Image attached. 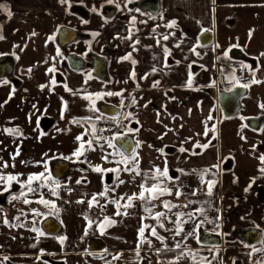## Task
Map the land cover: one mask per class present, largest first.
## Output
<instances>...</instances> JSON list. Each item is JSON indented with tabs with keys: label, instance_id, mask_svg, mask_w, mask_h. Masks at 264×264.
Instances as JSON below:
<instances>
[{
	"label": "crops",
	"instance_id": "0c3cea01",
	"mask_svg": "<svg viewBox=\"0 0 264 264\" xmlns=\"http://www.w3.org/2000/svg\"><path fill=\"white\" fill-rule=\"evenodd\" d=\"M70 1L85 7L92 13V21L85 29L98 33L97 41L93 47L94 52L107 61L109 60L113 67L124 76L134 71V68L127 63H117L116 56L109 53L112 44H116V39L111 36L118 34L125 38L129 36V33L126 23H120L117 25V29L111 30L109 23L97 16L100 7L107 4L106 0ZM159 1L160 15L155 20V23L160 27L159 37L153 38V24L148 18H144L146 24L139 29V34L136 37L140 45L137 58L138 68L141 70V74L147 75V79L143 81V90L139 92L146 96L142 101L137 98L135 105L137 109L135 116L141 118L143 124L135 140V142H141V146L137 149L139 153L138 166L142 172H147L154 166L163 168L167 162L170 176L179 177L176 183L183 186L185 193H190L193 189L204 188L199 175L194 174L193 170L199 173L204 169H210V173L204 179L219 180V172L212 166L217 165L222 158L227 160V163L229 160V166L222 167L220 184L218 187H213L211 196L206 195L205 191H198L196 196H181L179 199L170 196L169 200L176 205L187 204L189 199L198 203L192 204L188 208L173 209L172 212H168L162 207H157L155 211L168 212V216L174 220V212L187 213L202 206L208 220L214 221L213 223L205 222L201 226L206 233L224 237L234 228L255 226L263 231L262 242L264 241V174L259 169L264 165L260 164L257 157L264 155V108L260 107V105H264V83L250 84L253 75L249 71L241 75L240 73L236 75L234 72L235 78L233 75L226 77L232 83L245 81L244 84H250V87L247 88V95L241 100L240 112L232 120L222 119L217 105L200 90L211 85L220 87L218 75L215 72V62L230 47L237 48L246 56L254 59L260 57V53L264 52V0H215L214 3L213 0ZM116 3L122 7L128 3V0H116ZM116 3L113 4L116 5ZM93 8L96 11H93ZM128 15L134 16L133 14ZM66 19L77 24V20L74 18L66 17ZM172 21H175L178 29L165 26ZM204 29H208V32L213 35V42L208 47H201L198 42V36ZM250 31L251 38H249ZM164 34L169 35L167 41L162 39ZM160 45L161 48H159ZM177 45L179 46L177 47ZM235 45H239V47H235ZM162 46L172 47V55L175 60L179 61V65L164 66ZM173 47H176L177 50H174ZM193 48L195 51H192ZM196 53H199V57ZM255 60L258 66L255 79L264 82V57ZM192 65L201 66L203 71L194 75L190 71ZM153 67L157 69L155 73L152 72ZM33 69L37 75L42 74L39 66H33ZM65 74L68 78V88L73 92L96 91L107 87L95 80L86 79L83 74H73L68 70L65 71ZM190 77L191 87L188 86ZM153 79H159L162 88L171 89L179 101L161 100V106H158L157 109L149 108V100L154 97V94H163L160 90H150L149 87ZM85 81L87 82L85 83ZM165 104L167 105L166 110L163 108ZM209 115L213 117L212 120L207 119ZM247 118H262L261 129L257 132L248 129L244 124V120ZM206 127L209 130L207 136L203 135ZM213 127L215 131L217 129L215 133L217 146L201 155L188 153L197 142L203 145L213 136ZM72 129H76V127ZM68 132L69 129L61 127L58 129V137ZM161 136L163 139L158 138ZM58 139L61 143L59 146L63 145V150H66L71 144L65 134ZM150 145L151 147H149ZM164 146L183 147L186 152L165 156L157 151V149H163ZM70 152L64 153L65 157H71V159L64 158L70 164L92 167L97 162V158L93 157L91 151L85 153L79 160ZM110 163L112 167L116 166L113 160ZM47 168L49 171V165ZM16 169L17 166L11 168L14 172H17ZM178 169H183L184 173L177 171ZM116 178V173L101 174L72 169L68 176L60 180L56 179L61 185L58 188L57 201L60 213L57 220L63 226L62 234L66 238V251L77 250L85 238L96 236V222L98 223L104 216H108L112 217L115 222L109 225L104 238L107 252L111 256L120 252L119 259H115L112 264H169V261L157 259L153 255V251L156 249L164 248V244L154 237H149L152 240V245H141L140 256H136L137 229L141 226L140 218L148 216L143 211L141 203L137 201L135 207L127 209L129 213L127 216H116V207L108 203L109 199H116L124 194L138 193L139 185L142 182L141 176L121 171L119 179L124 183L120 184L114 192L110 191L107 199L99 198L100 204L106 205L104 210L101 211L98 207L88 208L87 201L91 199L92 194L103 191L105 186L113 188L117 183ZM253 178H255L254 183ZM78 179H81L82 183L77 184L76 180ZM45 196L49 199L48 191L45 192ZM79 200H84L85 203H77ZM205 201L208 203H204ZM155 203L159 206L161 201H155ZM194 214L196 215L195 220L183 224L185 232L192 231L193 225L204 219L199 213ZM85 216L93 221L91 228L88 227V220L85 219ZM143 223L155 224V221L148 218ZM165 226L166 228L175 227L174 224L168 222H165ZM86 231L87 235H85ZM157 231L160 235L167 237L165 244L168 248L196 254L195 261L191 255L179 256L178 260L176 258L173 261L174 264H198L201 261L203 264H209V262L210 264H231L235 258H239L242 264H257L258 261L264 259V252H253L252 248H246L238 242L226 244L224 242L219 247H209L198 243L196 233L186 239L182 238L183 234L173 239L172 232L160 228ZM145 235H148L147 231ZM177 241L181 243L180 248H175ZM49 243L51 249H58L53 239H49ZM261 244L255 248H264V243ZM67 257L68 264H78V262L80 264H109L108 261L111 259V257L98 260L82 258L79 261L75 255Z\"/></svg>",
	"mask_w": 264,
	"mask_h": 264
},
{
	"label": "flooded vegetation",
	"instance_id": "af4514ba",
	"mask_svg": "<svg viewBox=\"0 0 264 264\" xmlns=\"http://www.w3.org/2000/svg\"><path fill=\"white\" fill-rule=\"evenodd\" d=\"M0 3L7 5V7L13 13L11 18H8L4 13H0V35H3L4 37V39L0 40V158L4 139H9L11 141V145L13 144V148L20 139L21 142L23 140L29 141L28 134L23 133L24 129L28 130V126L36 127V138L44 141L48 140L50 130L57 125H60L59 127H62V129L64 128L66 130L69 128H77L80 125V128H86V132L88 131L89 135L90 131L88 129V124H95L97 130L100 126L107 125L111 130L110 135H112L113 132H117L121 135L127 133V130L122 133L119 132L121 127L120 123H126L127 129L138 128L139 131L142 129L143 124L141 123V118L135 116L137 111L135 106L136 104L129 106L132 97H135L136 100L138 98L142 101L146 96L145 94H139V92L143 90L144 81V79H141V77L144 75L140 73L141 70L138 68L139 62L137 58L140 45L139 43L135 44V51L133 50L132 45L133 41L136 40V37L139 34V29L146 24L144 18H148L153 24L152 30L155 29V31H153V38L159 37L158 32L160 31V27L159 24L155 23V20L159 17L160 13L157 16H150L147 13L142 14L137 10L130 11L127 7L133 3V1L131 3H126V6L124 5L119 9L114 4H105L97 11V16L101 20L108 22L109 26L112 28L111 30L117 29V25L120 23L127 24V31L129 35L132 36V40L127 39V36L122 38L118 34L112 35L111 37L116 39V44H112L109 53L113 56H116L117 63H127L134 68L136 77L135 79H131L130 73L132 71L127 76H124L121 72H119V70L113 67L109 60L107 61L104 57L94 52L93 47L98 36L94 35L95 32L85 29L92 21V13L85 7L71 1V7H69L67 4L62 5L59 0H0ZM107 5H111L116 8V12L112 15V17L104 16L106 14L112 13L109 9L104 10V15L101 13L102 8ZM128 14H133L134 16H129ZM66 17L76 19L77 24L72 22V20H67ZM132 17L136 18L134 24L132 22ZM84 21H87V23ZM174 28L178 29L176 25ZM33 32L36 33V35H32ZM49 37H54V39L50 40L48 39ZM173 46H175V44H173ZM164 47L167 46H162V49ZM159 48H161V45ZM167 48L169 49L170 54L165 55L164 53V66L174 67L179 65V61L175 60L172 55V47ZM57 49H59L61 53L60 56H57L56 54ZM173 49L177 50L176 47H173ZM128 53L132 54V59L136 61L135 65H133L131 61L123 59V57ZM67 55H75L76 57L82 59V66L78 71H74L69 68L66 61ZM238 56L249 58L252 61L251 66L256 68L258 67L254 58L246 56L241 50L237 48H231L229 57L235 58ZM92 57H94L96 60H91L93 59ZM197 57L199 56L197 55ZM242 64V62L219 56V59L217 58L215 62V72L218 75L220 87L217 88V86L211 85L200 90L217 105L220 117L222 119L232 120L235 118L240 112L241 101L238 113L233 118L227 119L223 116L217 101L213 100L210 95L203 91V89L215 88L216 92H229L234 85L244 84L245 81L240 83H232L226 78L229 75H233V70L236 73L241 71ZM225 65L230 67L237 65V69H226L224 68ZM33 66H39L41 68L42 74L37 75L33 69ZM29 68L32 69L31 72L28 71ZM49 68H55V71L49 72ZM198 68L199 71L194 74L197 75L203 71L201 66L192 65L190 71L192 72V69L197 70ZM66 70L73 74H83L86 79L95 80L107 86L104 89L96 91L90 90L85 92H75L76 97H85L87 94L106 93L108 91L114 93L122 92L123 95H113L110 97L104 95L102 99L96 100L95 108L98 109L97 114H103L102 119L86 121L73 117L68 118L67 114L64 113L62 109V111L58 112V115H56L59 119V122L57 123L56 121H53L54 118L53 120L51 119V116L48 113L49 97L54 96L59 103V99H70L72 96H74L73 91L70 92L66 90L65 87L66 85L68 88V78L65 74ZM246 71L249 70L246 69ZM89 74L91 78H89ZM52 80H55L56 83L53 84ZM5 81L8 83H4ZM125 81H127V83H125ZM155 81H159V84L156 87H153L152 85ZM41 85H44L45 87L41 88ZM162 87L163 86L161 85V81L159 79L152 80L149 87L150 90H160L163 93L154 94V97L149 100L148 107L152 110H155L158 106H161V100L166 102L179 101L176 94H173L171 89ZM13 89H15L14 92ZM10 96L11 98H9ZM2 97H4L3 100L1 99ZM122 101L123 103H121ZM89 107H91V101H89ZM3 108L5 110L9 109V112H13L14 117L10 120L5 118V121L3 122L1 115ZM163 108L166 110L167 105L165 104ZM20 110L31 112V116H25V122H22L21 119H19L18 113ZM116 112L118 115L113 116L116 114ZM129 112L133 113V117L126 120L124 118L125 114ZM62 113L63 118H61ZM113 117H115V119H113ZM120 118L121 120L118 121ZM248 119L250 118L245 120ZM73 120H79L80 123H72ZM136 120H139V123H136ZM246 127L248 128L247 125ZM6 128H18L22 135H9L3 131ZM138 132L127 133L125 137H130L133 140V144L135 145L136 135ZM90 138H92V136ZM103 141L104 139L100 140V144H104ZM209 141H211V143L206 149L194 147L188 153L192 154L193 152H196L200 153L198 155H201L205 151L210 150L212 147H216V134H214L206 143ZM179 149L180 148H175L173 146H164L163 155L169 156L179 153ZM53 161L66 162L64 157L53 158L52 160L50 158V163L48 164L50 174V164ZM226 161L227 160L222 158L217 163V165H219L217 168V171L219 172V179L221 178L223 170L222 167L226 168L229 166V160L228 163ZM85 167L86 166L83 165L80 166L76 164H70V169L68 172L72 169L86 170ZM11 172H13L12 174H15L14 171ZM53 179L55 178L53 177ZM215 181H218V179ZM2 189L3 184L0 183V264H68V255H75L79 261L80 259L82 260V258L98 260L100 258L111 257L108 263L112 264L115 260L114 257L119 255L120 252L114 253V256L108 254L106 248L107 245L104 241V238L108 231L109 225L106 226L105 232L102 235L100 229L97 227V222L96 236L85 238V240L82 242V245L78 246L77 250L67 252L65 241L66 238L64 239L63 244L60 242V238L65 237L62 234L63 226L56 218L49 215H42L38 221H34L32 218L33 215H28V211L33 213L32 203L24 204L22 199L14 201L11 200L12 194L18 195L21 191L20 185L13 182L12 188L9 192H4ZM45 192L43 193V197L47 199ZM38 195V193H28L27 198L33 201V199ZM169 197L170 196L165 195L158 201H170ZM112 205L115 207L114 204ZM16 217H19V219H16ZM5 218L9 221L8 224L3 222ZM50 220H53L58 227V232L55 235H50L47 233L48 223ZM32 229H39L43 235H39ZM232 232L224 237L217 235L221 238V244L224 242H238L237 240L233 242L226 241V238L228 239L231 237ZM205 234L209 233L203 231L201 227L197 229L196 239L199 244L200 242H209L210 238ZM240 235H243V233H240ZM49 239H53V242L58 249H51ZM160 253L170 254V256H172L173 253H176V255L174 257H169L171 259L166 260L159 257V253H157V251H153V255L157 259L165 261H174L178 256H181V251L177 250L161 251ZM236 259L239 258H235L233 261ZM78 264H80V262H78Z\"/></svg>",
	"mask_w": 264,
	"mask_h": 264
},
{
	"label": "snow or ice",
	"instance_id": "6c2138e0",
	"mask_svg": "<svg viewBox=\"0 0 264 264\" xmlns=\"http://www.w3.org/2000/svg\"><path fill=\"white\" fill-rule=\"evenodd\" d=\"M59 2L64 5L67 4L69 7H71V3L70 0H59ZM129 3L132 2V0H128ZM215 2V0H213V3ZM107 4H113L116 3V0H106ZM126 6V5H125ZM116 7L119 9L120 5L119 3H116ZM93 11H96L95 8H93ZM137 11H139L137 9ZM0 13H4L6 14V16L8 18H11L13 13L12 11L7 7V5L0 3ZM150 18H154V17H150ZM136 18L132 17V22L133 24L135 23ZM85 23H87V21H84ZM143 23V21H142ZM168 28H172L175 26V21H172L170 23H168L167 25H165ZM153 31H155V29H153ZM209 31L208 29H204L203 32H207ZM203 34V33H202ZM32 35H36V33H32ZM94 35H98V33H94ZM249 38H251V31L249 32ZM4 39L3 35H0V40ZM48 39H54V37H49ZM127 39L132 40L131 35H129L127 37ZM162 39L167 41L169 39V35L168 34H164L162 35ZM139 40H135L133 41V50L135 51V44H138ZM157 43L159 44L160 41L158 40ZM179 45H177L178 47ZM217 47H219V45H217ZM235 47H239V45H235ZM163 51L165 53V55L170 54L169 53V49L167 47L163 48ZM192 51H195V49L193 48ZM231 51V47L227 50H225L223 52V57L224 58H229V52ZM57 56H60L61 53L59 51V49H57L56 52ZM197 55H199V53H196ZM260 57H264V52L260 53ZM260 57H257L255 59L259 60ZM124 60H128L131 61V63L133 65L136 64V61L134 59H132V54L128 53L127 55H125L123 57ZM219 59V57H218ZM47 62V61H45ZM243 68H246L247 70H249L252 75H253V79L250 81V84H259V83H264L260 80L255 79V72L258 70V68L254 69L252 68L251 65H247V64H242L241 65ZM29 72L32 71L31 68L28 69ZM49 72H53L55 71V68H49L48 69ZM157 71V69L155 67H153L152 72L155 73ZM136 77V73L135 71H132L130 73V78L131 79H135ZM89 78L90 74H89ZM233 78L234 77V70H233ZM141 79H147V75L141 77ZM87 81H85L86 83ZM4 83H8L7 81H5ZM52 83L55 84L56 81L52 80ZM125 83H127V81H125ZM159 84V81H155L153 82V87H156ZM192 81H191V77L188 80V86L191 87ZM250 84L246 83V84H242L240 85V87L243 88H248L250 87ZM45 87L44 85H41V88ZM66 90L68 91H73L72 89H68L67 86L65 85ZM15 91V89H13V92ZM73 94L75 95L76 93L73 92ZM104 95L107 96H113V95H117V96H122L123 93L122 92H111L108 91L106 93H95V94H87L85 95V99L91 101V107L90 110L93 112H98V109L95 108V102L98 99H102ZM11 98V96L9 97ZM123 103V101L121 102ZM137 103L136 98L132 97L131 101H130V105H135ZM144 107H147V105H144ZM261 108H264V105H260ZM157 115H159V113H157ZM133 117V113L129 112L125 114V119H131ZM61 118H63V113L61 114ZM103 118V114L98 115L95 117V119L99 120ZM93 119V117H87L88 121H91ZM113 119H115V117H113ZM208 120H212L213 117L211 115L208 116L207 118ZM136 123H139V120L135 121ZM72 123H77L79 124L80 121L79 120H73ZM5 133L9 134V135H22V133L20 132V130L18 128H6L3 130ZM104 129H100L99 132H103ZM139 129H133V128H128L127 129V133H133V132H138ZM208 129L206 127L205 132L203 133V135L207 136L208 135ZM212 131H215V128L213 127ZM127 133H125L124 135L121 134H115L111 139L105 138V137H101L98 135V130L96 128V126L93 124L91 125V136L92 138L85 140L83 135H78L76 136V141H78V146L75 148V150L72 153V156L76 157L77 160H79V158L81 156L84 155V153L88 150H92L95 151L96 148L94 147L95 145H99L100 148H103L104 145L100 144V140L104 139L108 145V147L110 148H114L115 144L114 141L116 140H123L124 137L127 135ZM160 139H163V137H158ZM211 143V141H209L208 143H205L203 145H201L199 142H197L195 144L196 148H207L209 147V144ZM141 146V142L140 141H136L134 146H131L130 148L128 147H124L123 145L121 147L124 148L123 151L120 150V148L116 149V155H118L120 157V159L118 161H115V163L118 165L117 167H113V168H103L100 165H94L93 170L97 173H116L117 174V183L116 186L118 187L120 184H123L124 181L119 179V173L121 171L123 172H128V173H134L135 176H141L142 177V182L139 185L140 191L138 193H132V194H124L121 195L120 197L116 198V199H111L108 200V203H112L115 205L116 207V212L115 215L116 216H127L129 215L127 209L129 208H133L136 206V202L139 201L141 203V205L143 206V211L145 213L148 214L147 217H141V226L137 229V238H138V244L136 247V256L139 257L140 256V251L139 248L141 245L143 244H148L149 246L152 245V240L149 239V237H155L156 240L160 241L161 244H164V248L163 249H156L157 253H160L161 251H173L174 249L172 248H168L167 245L165 244V241L167 239V237L160 235V233L157 231L158 228L160 229H164L165 231L168 232H172L173 233V239L177 236H181L183 234L184 239H186L188 236H193L196 233V230L201 227L205 222L208 223H213L214 221H210L208 220V217L206 215V211L204 209V207H198L194 210H190L187 213L182 212V211H176L173 213V216L175 217V219H171L168 216V212H172L173 209L179 208V207H184V208H188L190 205L198 203L197 201L188 200L187 204H184L182 206L180 205H176L173 204L171 201L168 200H164L161 202V204L158 206L155 201H158L161 199V197L167 195V196H173L176 199H179L181 196H196L198 191H205L206 195L211 196L212 195V189L215 186L216 181L215 180H205L204 177L206 175H208L210 173V169H204L202 171H200L199 173L196 172V170H193L194 174L199 175L200 177V181L201 183L204 185L203 189H193L190 193H185L183 191V186L182 185H178L176 183L177 180H179V177H172L169 174V168L167 166V162H165V166L163 168L159 167V166H154L152 169H150L147 172H142L139 168V153L137 151V149ZM151 147V145L149 146ZM157 151L163 153V149H157ZM180 152H185L186 149L181 147L179 149ZM193 155H198L200 153H196L193 152ZM19 155V150H17V152L15 154L12 155V159L14 160L15 157ZM109 155H112L111 153ZM65 159H71V157H64ZM102 159H104L106 162H111L108 161V156H102ZM257 159L259 160L261 165H264V155H260L257 157ZM21 163H27L25 161H21ZM123 167H120V166ZM9 167H15L14 164L10 165L8 161H3L2 158H0V183L3 184V189L2 191L4 192H9L12 188V184L13 182L18 183L20 185L21 191L19 192V194H12L11 195V200H23L24 204H31L33 203V201L29 200L27 198V194L28 193H37L39 189H42L44 187H48L49 184L52 185V187H49V191L51 192V194L53 196H57L59 197V193L57 192V189L61 187L60 183L58 181H56L55 179H53V177L51 176L50 172L48 171L47 168V162H44V169L45 171L42 172H38V173H32L29 174L26 178V180L21 181L19 179L20 175L22 174H12V173H7L5 174L2 169H6ZM212 167L214 168H218L219 165H213ZM177 171L184 173L183 169H178ZM259 171L264 174V167H261L259 169ZM255 182V178H253V183ZM77 184L82 183L81 179L76 180ZM36 184V187H33V185ZM249 187H251V185H249ZM26 190V191H25ZM115 191V187L113 188H109L107 186H105L104 190L99 192V193H94L91 196V199H89L87 201V205L89 209H92L93 207H98L101 211L104 210V208L106 207V205H101L99 202V198H108L109 192ZM247 191V189H246ZM121 201H123V203H121ZM35 203H39L42 204L46 207L51 206L52 208H56V204L54 201H50L48 199H45L43 197V194H40V198L38 200L35 201ZM77 203H85L84 200H79L77 201ZM204 203H208L207 201H205ZM157 207H162L163 209H167L168 212L165 211H155V209ZM123 209V211H122ZM34 214L36 215H40L39 212H37V210L33 209L32 210ZM194 213H199L200 215H202L204 217L203 220H200V222L198 224H194L193 225V229L192 231L189 232H185L184 228H183V224L188 223L189 221H193L196 219ZM185 217H187V219H185ZM151 218L153 221H155V224H146L143 223V221L145 219ZM16 219H19V217H16ZM85 219L88 220V227L91 228L93 226V221L88 219L87 216H85ZM218 219V217H217ZM243 219V218H242ZM3 222L5 224H8L9 221L5 218L3 220ZM115 221L112 217H108V216H104L102 220H100L97 223V227L100 229L101 234L103 235L105 232V228L108 225L113 224ZM165 222L174 224L175 227L174 228H166L165 226ZM23 226V225H21ZM33 231H36L39 235H43V233L39 230V229H32ZM148 233V235L146 236L145 233ZM85 235H87V231L85 232ZM65 237H61L60 238V242L61 244H63ZM262 243H264V241H262ZM247 246V245H246ZM181 247V243L180 241H177L175 244V248H180ZM253 252H264V248H255V246H251ZM192 256L193 260L195 261V255L194 253L191 252H181V256L187 257V256ZM115 259H119V256L114 257ZM180 257H177V260ZM215 258V257H214ZM206 259V258H204ZM169 264H174L173 261H169ZM198 264H203V262H198ZM210 264V262H209ZM257 264H264V259H262L261 261H258Z\"/></svg>",
	"mask_w": 264,
	"mask_h": 264
},
{
	"label": "rangeland",
	"instance_id": "374dc122",
	"mask_svg": "<svg viewBox=\"0 0 264 264\" xmlns=\"http://www.w3.org/2000/svg\"><path fill=\"white\" fill-rule=\"evenodd\" d=\"M245 72H246V69L242 67L241 71H239L235 74L238 75V73H240V75H241V74H244ZM107 97H110V96H107ZM3 98L4 97H2L1 99L3 100ZM49 98L50 99H49L48 113L51 116V119L53 120V118H54L53 121H56L57 123L59 122V119H58V116H56V115H58V112L62 111V109H63L64 113L67 114L68 118L73 117L76 119L86 120V121H88L87 117H93L92 120H94L95 117L99 115V114H97V112H93L90 110L89 101L86 100L84 98V96L76 97V95H74L70 99H64V100L59 99V103L54 96H50ZM18 114H19V119H21L22 122H25V116L26 115L31 116L30 111L26 112L24 110H22V111L20 110V112ZM1 115H2L3 122L5 121V118L7 120H10L11 118L14 117L13 112H9V109L5 110L4 108H3V111L1 112ZM121 118L118 121H120ZM91 125L92 124H88V129L90 131V135H89L88 131L86 132V128H84V127L80 128L81 127L80 125L79 126L77 125L78 127L76 129L69 128L68 133L61 134V136L65 134L71 142L70 146L67 149L65 148L66 150H63V145H62V147L59 146L61 144L59 142V139H58V138H61V136L58 137V129L61 128V127H59L60 125H57L56 127H54L53 129L50 130L48 140H45V141L36 138V130H35L36 127L28 126V130L24 129L23 133L28 134L29 141L23 140L21 142L20 141L21 139H20L17 141L16 146L13 148V144L11 145V141L9 139H7V140L4 139L3 140L4 141L3 142V148L1 151V158L3 161H8L10 165L14 164L15 166H17V169H16L17 172H14V173L15 174H22L19 177V179L21 181L26 180V178L29 174L45 171L44 162H47V167H48V164L50 163V158L52 160L53 158L65 157L64 153H67V151L68 152L71 151L73 153V151L75 150V148L78 146V143H79L78 141H76V136L83 135L84 139H87V140L90 139V137H91ZM120 126H121L120 131H119L120 133L125 132L127 130L126 123H120ZM115 129H116V127H115ZM216 131H217V129H216ZM216 131H214L212 135H214L216 133ZM115 134H119V133L113 132L112 135H110L106 138L111 139ZM115 142L116 141H114V144H115ZM103 143H104L103 148H100L99 145L94 144V147L96 148V150L95 151L88 150L85 153L87 154L89 151H91L90 153H92L93 157L97 158L96 159L97 162L93 165H100L103 168H113L112 164L110 162H106L104 159H102V156H108V161H112V160L114 162L118 161L120 159V157L115 154L116 149H117L116 144H115L114 148H110V147H108L105 140L103 141ZM17 150H19V155H17L15 157V159L13 160L12 155L15 154L17 152ZM110 153L112 155H109ZM83 156H81V157H83ZM21 161H25L27 163H21ZM83 166H86L85 167L86 170L81 168L82 169L81 171L95 172L93 170V167H91L90 165H83ZM117 166L118 165L116 164L115 167H117ZM120 167H122V165ZM11 168H15V167H11ZM11 168L9 167L6 169H2V171L5 174L13 173V172H11L12 171ZM31 170L33 172H30V173L27 172V171H31ZM68 174H69V172H68ZM68 174L66 176H68ZM220 181H221L220 179L218 181H216L214 187H218L220 184ZM33 187H36V184H34ZM49 187H52V185L49 184L48 187H44L42 189H39L37 192L39 195L33 199L32 208L37 210V212L40 213V215H36V214L32 213L31 211H28V215L29 214L33 215L32 218L34 221H38V219L40 217H42V215L43 216L49 215V216H52L56 219L58 218V215H59V207H58V201H57L58 197L53 196L51 194V192L49 191ZM114 187H115V190L118 189V187L116 185ZM46 190L49 192V199L48 200L54 201L56 206H57L55 209L52 208L51 206L46 207L42 204L35 203V201L40 198V194L41 193L43 194ZM57 192H58V189H57ZM239 228H241V227H239ZM249 228L261 230V232L263 233L261 228H258L255 226H251ZM261 243H259L258 245H262ZM242 245L245 246L244 244H242Z\"/></svg>",
	"mask_w": 264,
	"mask_h": 264
},
{
	"label": "water",
	"instance_id": "95a60500",
	"mask_svg": "<svg viewBox=\"0 0 264 264\" xmlns=\"http://www.w3.org/2000/svg\"><path fill=\"white\" fill-rule=\"evenodd\" d=\"M130 11L133 10H139L138 12L144 14L147 13L150 16H157L160 13V1L159 0H134L133 3H131L127 7ZM109 9L112 13L104 15V10ZM116 12V8L111 5L104 6L101 10V13L106 17H112V15ZM203 33V34H202ZM198 36V42L200 46L207 47L212 43V34L210 32H202ZM93 61L96 59L92 57ZM234 61L242 62L243 64L251 65L252 61L243 56H238L235 58H230ZM100 60V59H99ZM66 61L71 70L78 71L82 66V59L79 57H76L75 55H67ZM256 68V67H252ZM197 71H199V68L197 70L192 69V73L195 74ZM242 84L234 85L229 92L225 91H219L216 92L215 88H206L203 89L205 93L210 95V97L217 101L219 108L221 109V112L223 116L227 119L233 118L239 111L240 108V101L242 98L246 95V88L240 87ZM114 114L113 116H117ZM245 124L248 126L249 129L257 132L261 129L263 125V119L262 118H250L248 120H245ZM130 148L131 146H134L133 140L130 137H124L123 140H116V146L120 148L121 151L124 150L123 147ZM70 169V164L63 161H53L50 164V170L51 175L59 180L66 176L68 170ZM58 232V227L55 224L53 220H50L48 223L47 233L50 235H55ZM240 233H243V235H240ZM207 237L210 238L209 242H200L203 246H209V247H219L221 245V238L217 235H211V234H205ZM262 239V232L258 229H239L236 228L231 233L230 238H226V241L233 242L238 241L239 243L244 244L248 248H252L251 246H256L261 242ZM232 264H242V261L240 259H236L232 262Z\"/></svg>",
	"mask_w": 264,
	"mask_h": 264
},
{
	"label": "built area",
	"instance_id": "2783aa9c",
	"mask_svg": "<svg viewBox=\"0 0 264 264\" xmlns=\"http://www.w3.org/2000/svg\"><path fill=\"white\" fill-rule=\"evenodd\" d=\"M224 68H226V69L227 68L237 69V65H233L231 67L228 66V65H225ZM100 129H104V131L103 132H99ZM110 133H111L110 127L107 126V125H102V126H100L98 128V135L101 136V137H105L106 138L108 135H110ZM101 140H103V139H101Z\"/></svg>",
	"mask_w": 264,
	"mask_h": 264
},
{
	"label": "trees",
	"instance_id": "16d2710c",
	"mask_svg": "<svg viewBox=\"0 0 264 264\" xmlns=\"http://www.w3.org/2000/svg\"><path fill=\"white\" fill-rule=\"evenodd\" d=\"M175 255H176V253H173V254H172L173 257H174ZM158 256L161 257V258H163V259H166V260L171 259V258H169V257H172V256H170V254H165V253H159Z\"/></svg>",
	"mask_w": 264,
	"mask_h": 264
}]
</instances>
